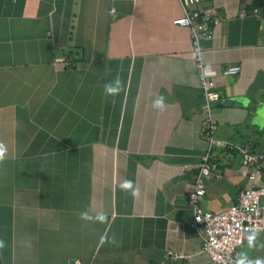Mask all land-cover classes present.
Here are the masks:
<instances>
[{
    "label": "crops",
    "instance_id": "0c3cea01",
    "mask_svg": "<svg viewBox=\"0 0 264 264\" xmlns=\"http://www.w3.org/2000/svg\"><path fill=\"white\" fill-rule=\"evenodd\" d=\"M196 9L212 28L199 41L219 94L212 136L231 148L201 135L177 0H0V264H217L186 195L205 152L201 210L252 183L236 147L264 149V0ZM228 64L239 72L221 77ZM117 76L122 90L107 95ZM228 264H264V231L244 233Z\"/></svg>",
    "mask_w": 264,
    "mask_h": 264
},
{
    "label": "built area",
    "instance_id": "2783aa9c",
    "mask_svg": "<svg viewBox=\"0 0 264 264\" xmlns=\"http://www.w3.org/2000/svg\"><path fill=\"white\" fill-rule=\"evenodd\" d=\"M182 9V15L174 18L172 23L188 29L190 50L202 96V108L206 115L202 121L201 135L207 141L208 149L212 146L231 148V144L213 138L215 120L211 115V104L217 102L219 94L213 81L209 78L207 69L201 59L200 39H209L212 28L203 20L209 13L196 9L203 0H177ZM212 21V23H214ZM239 72L238 65H226L219 75L225 77ZM241 165L250 169L249 179L252 183L241 189L234 203L217 212L203 211L198 206V200L205 192L204 181L209 176L212 162L210 153H203L197 163V171L193 176L192 189L186 195L185 203L192 210V225L199 228L201 236V251L212 263H234L236 249L241 245L243 234L246 232L264 231V185H256L254 180L260 173L264 175V149L249 151L236 147ZM170 259L181 257L179 253H167Z\"/></svg>",
    "mask_w": 264,
    "mask_h": 264
},
{
    "label": "clouds",
    "instance_id": "9594fccd",
    "mask_svg": "<svg viewBox=\"0 0 264 264\" xmlns=\"http://www.w3.org/2000/svg\"><path fill=\"white\" fill-rule=\"evenodd\" d=\"M122 90V84L119 76L115 77V79L108 84L105 85V93L110 96H116L120 93ZM164 104V98L158 97L156 101L154 102V107L156 108H162ZM6 153V148L0 144V161L4 159ZM127 186H130V182H128ZM85 219H88L86 215L83 217ZM3 242H0V247H3Z\"/></svg>",
    "mask_w": 264,
    "mask_h": 264
}]
</instances>
